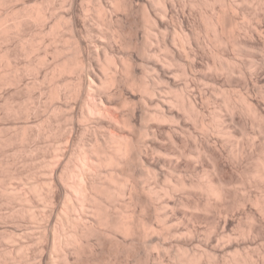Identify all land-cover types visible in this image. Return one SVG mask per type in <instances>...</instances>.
Here are the masks:
<instances>
[{"label": "bare ground", "instance_id": "bare-ground-1", "mask_svg": "<svg viewBox=\"0 0 264 264\" xmlns=\"http://www.w3.org/2000/svg\"><path fill=\"white\" fill-rule=\"evenodd\" d=\"M13 1L0 147L47 154L0 163L2 262L264 264V0Z\"/></svg>", "mask_w": 264, "mask_h": 264}, {"label": "rangeland", "instance_id": "rangeland-1", "mask_svg": "<svg viewBox=\"0 0 264 264\" xmlns=\"http://www.w3.org/2000/svg\"><path fill=\"white\" fill-rule=\"evenodd\" d=\"M23 0H16V2H14V4H16L15 6L17 7V8H19L20 6H21V2H22ZM25 2H27V4L30 6L31 4H32V6H33V3H34V6L36 5L37 6V4L39 3V5H40V2H41V5H43V4H45V3H47V2H44L45 0H24ZM58 1V0H57ZM44 2V3H43ZM35 3H37V4H35ZM43 3V4H42ZM2 6V7H1ZM35 6V7H36ZM4 7V4L3 5H0V11L2 12L3 11V9L5 8H3ZM28 22V21H27ZM26 22V28H27V30H31V32H34V35H36V34H38V30H37V28H36V26H35V24H33V22H28L27 23ZM94 23H97L96 22V20H94L93 21ZM34 27V28H32V27ZM101 27V26H100ZM36 31V32H35ZM33 34V33H32ZM31 34V35H32ZM34 35H32L31 36V38H33L34 39V37H35V39H37V40H35L34 39V41L33 40H31V41H33V43L34 44H36V43H38V41H39V39L41 38V36H40V38H38L39 37V35L40 34H38V36L36 35V36H34ZM1 42V44H0V47H1V49H3V47H4V49H5V47H6V42H4V41H0ZM40 50V49H39ZM39 50H38V52H39ZM35 52H37V50H35L33 53H29V55L26 57V56H23V58L22 57H20L18 60L19 61H25V59L27 58V59H30V58H33L34 57V55H36V53ZM37 52V53H38ZM34 54V55H33ZM31 55V56H30ZM29 57V58H28ZM25 58V59H24ZM21 59V60H20ZM27 61V60H26ZM1 63V62H0ZM3 66V64H1L0 65V76H1V73H2V75H4V67H2ZM1 67L3 68L2 69V71H1ZM30 79H31V77H29ZM25 81H31V80H29L28 79V77L26 78V79H24ZM47 84H45V86H46ZM44 86V87H45ZM4 88H2V89H0L1 91H0V138H3L4 139V137H7L8 135H9V133H12L13 132V129L15 128L16 129V131H18L19 130V126H17V125H21V123H19L18 121H20L19 120V118L18 117H22L23 116V114H19V115H17V118L18 119H15L14 118V116H13V118L11 117V115H9V114H5V113H8V112H5L4 110H6V111H8L6 108H7V105L5 106V104L7 103H5V97L6 96H8V94H9V98H13V104H14V102L16 101L17 102V104H16V106H15V104H14V106L15 107H17L19 104H20V106L21 105H23V106H26L25 105V103H26V101L29 99V101H27V103H29V102H34L35 100V102H37L38 101V98H36L35 99V97L37 96V90H35L33 93H32V91L33 90H29L30 91V93H31V97H32V101H31V97L30 98H28L27 99V97H28V95H26V93L28 92V91H26V90H24V93H23V91L21 92V91H18V92H16V91H14L13 93L12 92H10V89L9 88H7L6 86H3ZM47 87H48V85L46 86V88L45 89H47ZM26 91V92H25ZM9 92V93H8ZM29 93V92H28ZM29 93V94H30ZM34 94H35V96H34ZM6 95V96H5ZM38 97V96H37ZM46 95L43 97L42 96V102H44L43 100H45L46 101ZM25 98H26V100H25ZM43 98H45V99H43ZM21 99V100H20ZM23 100V101H22ZM34 100V101H33ZM48 101V100H47ZM15 102V103H16ZM19 102V103H18ZM21 102V103H20ZM24 102V103H23ZM23 103V104H22ZM48 103V102H47ZM47 103H45L44 102V104L46 105ZM55 103H57V101L55 102ZM32 104H34V103H32ZM30 105V104H29ZM41 105H42V107H41ZM45 105H43L42 103H40V111H38L37 112V114H35V113H31L30 114V116H29V118H28V122H27V133H32V132H34V130H36L35 128H37V123L40 121V119H42V117L44 118V117H47V116H45V115H51V113H50V108H48V107H46ZM75 106L76 105V103H75V101L73 100L72 101V99L70 100V107H72L73 108V106ZM28 106V105H27ZM6 107V108H5ZM22 107V106H21ZM20 108V107H19ZM42 108H44V110L42 109ZM46 108V109H45ZM47 108H48V110H47ZM16 109H18V108H16ZM20 110H23V108H20ZM46 110V111H45ZM19 113H22V111L21 112H19ZM50 113V114H49ZM5 114V115H4ZM7 115V116H6ZM8 116H10V117H8ZM18 120V121H17ZM17 121V122H16ZM19 123V124H18ZM16 126V127H15ZM14 127V128H13ZM17 127H19V128H17ZM14 129V130H15ZM18 129V130H17ZM15 131V132H16ZM14 132V133H15ZM13 134V133H12ZM6 135V136H5ZM44 138V137H43ZM2 139V140H3ZM45 140V139H44ZM43 139H42V137L41 138H38L34 143H33V147L35 146L36 147V149L34 150V152H32V154H27V153H22L21 151L19 152L18 150H16V145H17V143L16 142H14V143H12L11 145H8V144H5V140L3 141V143L4 144H1V146L2 147H0L1 149H0V163H2V161H4V163L5 162H7L8 161V159L9 160H11L12 159V157L14 158V163H13V169H14V172L15 173H17V174H23V175H26V173H28V172H30L31 171V169H32V167H34V165H37L39 162H41L42 160H43V157L47 154V151H46V149H45V144H46V142L44 141ZM3 145H5V147L3 146ZM3 149V150H2ZM14 150L16 151L15 153H14ZM3 153V154H2ZM12 153H13V155H12ZM18 153V154H17ZM7 160V161H6ZM2 165H4L3 163H2ZM0 203H1V199H0ZM3 207V206H2ZM1 211V210H0ZM1 213V212H0ZM44 216H46V219L50 216V217H52V215H51V211L48 209V210H46L44 213H43V217ZM1 218V217H0ZM4 219V220H3ZM2 220H0V245L3 247V243H2V237L4 236V234H5V232H6V230L9 228H7V226H9V225H7V226H5L6 224H5V221L6 220H8V221H6L7 223H10L9 221H10V219H7L6 218V220H5V218H3ZM46 219H45V221H46ZM4 221V223H2ZM7 229H6V228ZM4 228L6 229V230H4ZM5 232H4V231ZM3 232H4V234H3ZM3 234V235H2ZM2 247H0L1 248V250H3L2 249ZM0 250V251H1ZM2 253V254H1ZM13 254H15L14 252H12L10 255L8 254V256L6 255L5 257V259H7V261L9 260L10 262H8L9 264H27V263H25L22 259L20 260L19 258L20 257H18V255L17 254H15V255H17L16 257H18L17 258V260L14 258L15 257V255H13ZM106 255L107 254H109V253H105ZM0 255H3V251L2 252H0ZM11 256H13V258H12V261H11ZM10 257V258H9ZM112 257V256H111ZM110 256H109V259L110 260H112L113 261V258H111ZM20 261H19V260ZM16 260V261H15ZM6 261V262H7ZM14 261V262H13ZM0 264H4L3 262H2V259H0Z\"/></svg>", "mask_w": 264, "mask_h": 264}]
</instances>
